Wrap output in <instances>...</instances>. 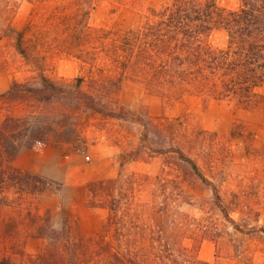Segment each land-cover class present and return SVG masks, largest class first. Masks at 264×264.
<instances>
[{"label": "trees", "instance_id": "1", "mask_svg": "<svg viewBox=\"0 0 264 264\" xmlns=\"http://www.w3.org/2000/svg\"><path fill=\"white\" fill-rule=\"evenodd\" d=\"M28 1L34 6L17 27L19 2L0 0V72L24 75L14 76L0 93V203L41 191L51 182L14 164L21 148H82L85 127L98 122L94 118L130 120L141 131L129 147L116 139L115 177L85 186L86 203L106 209L96 232L73 234L67 217L69 229L61 230L44 219L35 230L49 240L45 247L18 262L2 255L0 264H207L197 251L201 240L214 238L211 231L185 211L178 212L177 220L168 219L176 188L183 201L189 198L185 185H177L174 177L124 167L163 155V172L199 179L232 222L234 201L222 197L220 185L195 158L204 152L214 157L220 137L187 113L153 117L120 104L119 93L129 81L163 101L195 95L254 107L264 88V0H238L235 8L217 0H169L148 8L142 23L126 30L92 25L96 0ZM215 30L226 33L222 47L209 40ZM57 54L78 59L79 74L54 75L50 69Z\"/></svg>", "mask_w": 264, "mask_h": 264}, {"label": "rangeland", "instance_id": "2", "mask_svg": "<svg viewBox=\"0 0 264 264\" xmlns=\"http://www.w3.org/2000/svg\"><path fill=\"white\" fill-rule=\"evenodd\" d=\"M17 1L19 7L14 23L20 27L34 5L28 0ZM168 1L96 0L90 23L119 30L135 28L145 19L148 8L160 7ZM217 1L228 8H235L239 3L238 0ZM209 40L214 46L222 47L226 44V33L215 30ZM80 70V61L65 54L55 55L50 69L54 75L64 78H72ZM14 76L24 75L7 70L0 72V93L8 88ZM259 92L263 98L251 108L240 107L232 100L195 95L163 101L159 95L129 81L123 83L119 93L120 104L147 110L153 117L187 113L220 137L214 157L204 152L195 158L208 177L220 185L222 197L234 201V211L229 213L232 222L224 217L212 192L199 179L183 180L175 172H163V155L132 161L124 167L126 172L137 170L174 177L177 185H185L189 198L183 201L176 188L170 198L173 210L168 219L177 220L178 212L185 211L211 231L214 238L201 240L197 251L207 264H264V232L261 230L264 227V88ZM3 113L0 108V120ZM92 121L98 122L85 127L86 145L82 148L52 144L35 146L30 163H34L38 174L51 182L41 191L0 203V256L6 255L18 262L22 255L43 249L49 240L37 236L35 227L44 219L50 227L61 230L69 229L65 224L67 217L73 234L89 235L100 228L106 209L86 203L85 186L91 181L117 175L119 167L113 156L119 147L115 141H125L124 145L129 147L130 143L137 142L141 128L125 119L106 118L99 122L94 118ZM206 235L209 237V233Z\"/></svg>", "mask_w": 264, "mask_h": 264}, {"label": "crops", "instance_id": "3", "mask_svg": "<svg viewBox=\"0 0 264 264\" xmlns=\"http://www.w3.org/2000/svg\"><path fill=\"white\" fill-rule=\"evenodd\" d=\"M34 148H21L14 160V164L23 168V169H27V170H30L32 172H35V173H38L34 167V163L31 162L30 163V160L32 159L33 157V153H34ZM26 150V151H25ZM24 154L26 155V159L25 161L21 163V159H22V156H24Z\"/></svg>", "mask_w": 264, "mask_h": 264}]
</instances>
